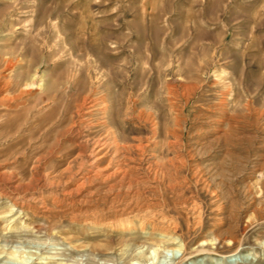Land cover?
<instances>
[{
    "label": "rangeland",
    "instance_id": "1",
    "mask_svg": "<svg viewBox=\"0 0 264 264\" xmlns=\"http://www.w3.org/2000/svg\"><path fill=\"white\" fill-rule=\"evenodd\" d=\"M0 264H264V0H0Z\"/></svg>",
    "mask_w": 264,
    "mask_h": 264
},
{
    "label": "bare ground",
    "instance_id": "2",
    "mask_svg": "<svg viewBox=\"0 0 264 264\" xmlns=\"http://www.w3.org/2000/svg\"><path fill=\"white\" fill-rule=\"evenodd\" d=\"M88 97V96H87ZM93 98V97H92ZM94 99V98H93ZM92 99V100H93ZM88 101H90V99L88 100ZM96 101V100H95ZM82 102H83V100H82ZM85 103V102H84ZM89 105H91V104H89ZM221 105H224L225 106V101H221V103H220V106ZM88 106V105H87ZM86 105H85V107H87ZM80 107V106H79ZM78 107V108H79ZM88 108V107H87ZM222 109V108H221ZM220 109V110H221ZM82 111V110H81ZM78 112V111H77ZM76 112V113H77ZM79 114H81L80 112H79ZM225 115V114H224ZM231 119V118H230ZM144 121H147V119L146 120H144ZM220 122H222V121H218V123H220ZM153 126V125H152ZM172 130V129H171ZM157 132V131H156ZM154 133H155V129H154ZM153 133V134H154ZM96 140V139H95ZM105 142H103V141H100V139L99 140H97V141H95L93 144H92V146H91V148L87 151V148L86 147H83V145H79L80 147H79V153H78V155L76 156V158L72 161V162H70L69 164H68V166H67V168H66V170L65 171H69L70 173H71V175H70V179L71 180H74L75 181V188L74 189H71V191L70 192H68L67 191V193H64L65 195H68V194H72V193H77L78 191H80V188H82V187H85L84 185H86L87 183H90V182H97V185H96V188H95V192H94V194L96 193H101V191L103 190V191H106V192H108V193H114V204H118V207H120V206H123V204L124 203H122L123 202V200H122V198H124V197H121V196H129V193L131 194V192H134V194L139 198L141 195H143L144 193H145V191H144V189L142 188L141 190H139V189H137L136 188V190L134 189V187H133V183L135 182V180L133 181L132 180V172L135 170V169H137V168H135V166H133L131 163H132V160H131V158L129 157V151H130V149H131V147H128V146H120L119 147V143L117 144L116 142H117V140H116V138L114 137L113 138V143H114V145H113V147L112 148H114V152L110 155V157L109 158H107L106 159V155H107V153H108V151H107V153H104V154H102L101 152H102V150H104L105 149V147L107 146V144H106V140H104ZM115 141V142H114ZM109 143V142H108ZM111 144V143H110ZM134 148L135 149H141L142 148V146H141V144H138V145H134ZM107 149V148H106ZM129 150V151H128ZM140 152V151H139ZM141 153H143V152H141ZM140 155H142V154H140ZM159 156V155H158ZM162 157V156H161ZM139 158V157H138ZM178 158V157H177ZM106 159V160H105ZM144 159V158H143ZM162 159V158H161ZM140 160H141V158H140ZM147 160V159H146ZM162 160H164V159H162ZM161 160V161H162ZM143 161V160H142ZM141 161V162H142ZM145 161V160H144ZM184 161V160H183ZM152 162V161H151ZM153 162H155V161H153ZM158 162V161H157ZM175 162H177L176 161V159H175ZM179 162H182V159H181V161H179ZM105 163V165L104 166H102V164H104ZM143 163V162H142ZM161 163V162H160ZM174 163V162H173ZM173 163H172V161H171V164H170V166L169 167H174V169H176V167L173 165ZM182 163H184V162H182ZM175 164V163H174ZM180 164V163H179ZM136 165V164H135ZM144 165H145V162H144ZM156 165V164H155ZM154 165V166H155ZM164 165V164H163ZM183 165V164H182ZM153 165H152V163H149L148 161H146V167H145V170L146 169H152L153 167H152ZM157 166V165H156ZM162 165H160V166H157L158 167V169H155V171L156 170H159V171H161L163 174H164V176H165V172L166 171H168V168L169 167H166L165 165L164 166H162ZM177 166H179V165H177ZM180 167V166H179ZM178 167V168H179ZM184 167V166H183ZM172 168H170V169H172ZM177 168V169H178ZM136 171V170H135ZM149 171V170H148ZM144 172V171H143ZM169 172V171H168ZM167 172V173H168ZM68 173V172H67ZM137 173V172H136ZM139 173V172H138ZM175 173H177V172H175ZM179 174H181L180 173V171L178 172ZM177 173V174H178ZM143 174H145V175H147L148 174V172L147 171H145V173H143ZM155 175H156V172L154 173ZM162 174V175H163ZM150 175V174H149ZM148 175V176H149ZM158 175V174H157ZM135 176V175H134ZM141 176V175H140ZM167 176V175H166ZM154 177V176H153ZM143 178V177H142ZM167 178V177H166ZM171 178V177H170ZM174 178V177H173ZM138 179V178H137ZM137 179H136V181H137ZM159 179V178H158ZM172 179V178H171ZM175 179V178H174ZM181 179V178H180ZM142 180V179H141ZM165 179L163 178V181H164ZM178 180V179H177ZM176 180V181H177ZM146 181H147V179H146ZM161 181V180H160ZM162 181V182H163ZM173 181V180H172ZM139 182V181H138ZM173 183H174V181H173ZM150 184V183H149ZM164 184V183H163ZM167 184V183H166ZM175 184H177V183H175ZM162 185V184H161ZM139 186V185H138ZM151 185H149L148 187H150ZM175 186H177V185H175ZM95 187V186H94ZM145 187V186H144ZM147 187V188H148ZM152 187V186H151ZM158 187V186H157ZM169 187V186H168ZM173 188V187H172ZM16 189V188H15ZM83 189V188H82ZM90 189V188H89ZM124 189V194L122 195V193H121V191ZM164 189V188H163ZM73 190V191H72ZM150 190V189H149ZM102 191V192H103ZM116 191V192H115ZM155 192H156V190H155ZM169 192V191H168ZM83 193V192H82ZM152 193H153V191H152ZM107 194V193H106ZM156 194V193H155ZM154 194V195H155ZM158 194H160L161 195V193L159 192ZM158 194H157V196H158ZM84 195V194H83ZM92 195V194H91ZM98 195V194H97ZM110 195V194H109ZM113 195V194H112ZM153 195V194H152ZM69 196H71V195H69ZM102 196V195H101ZM133 196V195H132ZM144 196V195H143ZM85 197V196H84ZM96 197V196H95ZM119 197H121V198H119ZM131 197V196H130ZM134 197V196H133ZM153 197V196H152ZM72 198V197H71ZM91 198V197H90ZM112 198V197H111ZM135 198V197H134ZM162 198V197H161ZM164 198V197H163ZM74 199V198H73ZM78 199V198H77ZM80 199V198H79ZM106 199V198H105ZM39 200H41V199H39ZM94 200V199H93ZM127 200H128V198H127ZM145 200V199H144ZM159 200V199H158ZM79 201V200H78ZM80 201H81V199H80ZM84 200H82V202H83ZM92 201V200H91ZM112 201V202H113ZM129 201H130V199H129ZM141 201H142V199H141ZM140 201V202H141ZM145 201H147V200H145ZM107 202V201H106ZM149 202V201H148ZM152 202V201H151ZM161 202H162V200H161ZM96 203V202H95ZM110 203H111V201H110ZM131 203V202H130ZM160 203V202H159ZM158 203V204H159ZM80 204V203H79ZM107 204V203H106ZM113 204V203H112ZM146 204V205H145ZM145 204H144V206L145 207H147V209H148V207H149V205L145 202ZM163 204V203H162ZM94 205V204H93ZM109 205V204H108ZM126 205H127V202H126ZM154 205H156V204H154ZM95 206V205H94ZM150 206H153V205H150ZM164 206V205H163ZM106 207V206H105ZM132 207V206H131ZM154 207H156V206H154ZM167 207V206H166ZM99 208V207H98ZM108 208V207H107ZM122 208V207H121ZM120 208V209H121ZM142 208V207H141ZM189 208V207H188ZM94 209H95V207H94ZM100 209V208H99ZM105 209V208H104ZM103 209V210H104ZM110 209V208H109ZM129 209V208H128ZM134 209V208H133ZM139 209V208H138ZM89 210V209H88ZM102 210V211H103ZM107 210V209H106ZM96 211V210H95ZM100 211V210H99ZM115 211H117V210H115ZM128 211V210H127ZM126 211V212H127ZM135 211V210H134ZM145 211L147 212V210L145 209ZM152 211V210H151ZM104 212V211H103ZM111 212V211H110ZM132 212V211H131ZM144 212V211H143ZM93 213V212H92ZM96 213V212H95ZM108 213V212H107ZM117 213H119V212H117ZM161 213V212H160ZM163 213V212H162ZM91 214V213H90ZM113 214V213H112ZM149 214H151V212L149 213ZM156 214V213H155ZM103 215V214H102ZM118 215H120L121 216V214L119 213ZM161 215V214H160ZM91 216V215H90ZM109 216H111V215H109ZM113 216V215H112ZM138 216H139V214H138ZM137 216V217H138ZM164 216V215H163ZM95 217V216H94ZM145 217V216H144ZM156 217H158V216H156ZM161 217V216H160ZM107 218V217H106ZM115 218V217H114ZM141 218V217H140ZM148 218V217H147ZM152 218V217H151ZM102 219H104V218H102ZM143 219V218H142ZM149 219V218H148ZM98 220V219H97ZM141 220V219H140ZM127 221V220H126ZM150 221V220H149ZM151 221H153L152 219H151ZM157 222V221H156ZM140 224H141V222H140ZM152 224L153 223H151V226H152ZM156 224V223H155ZM155 224H153V225H155ZM164 224V223H163ZM157 226V225H156ZM229 235V234H228ZM221 239H223V238H221ZM227 239H229V238H227ZM223 241V240H222ZM229 241L231 242V241H235L234 240V238L233 237H231L230 239H229ZM228 241V242H229ZM220 243V242H219ZM237 243H238V241H237ZM183 244V243H182ZM184 246V245H183ZM188 246V245H187ZM226 247V246H225ZM232 247V246H231ZM228 248V247H227ZM234 248V247H233ZM230 249H232V248H230ZM203 251V250H202ZM215 251V250H214ZM230 251V250H229ZM191 252V251H190ZM188 254V253H187ZM189 255V254H188Z\"/></svg>",
    "mask_w": 264,
    "mask_h": 264
}]
</instances>
